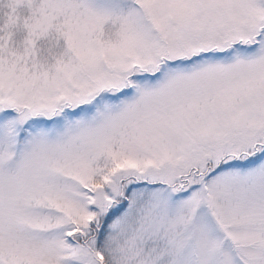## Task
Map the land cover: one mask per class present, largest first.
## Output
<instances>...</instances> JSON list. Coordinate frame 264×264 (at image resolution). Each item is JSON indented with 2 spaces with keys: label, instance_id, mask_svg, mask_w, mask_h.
<instances>
[{
  "label": "snow or ice",
  "instance_id": "obj_1",
  "mask_svg": "<svg viewBox=\"0 0 264 264\" xmlns=\"http://www.w3.org/2000/svg\"><path fill=\"white\" fill-rule=\"evenodd\" d=\"M0 264H264V0H0Z\"/></svg>",
  "mask_w": 264,
  "mask_h": 264
}]
</instances>
